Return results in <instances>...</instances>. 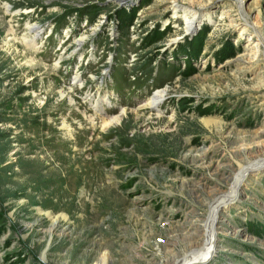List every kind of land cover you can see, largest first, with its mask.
<instances>
[{
  "label": "rangeland",
  "instance_id": "374dc122",
  "mask_svg": "<svg viewBox=\"0 0 264 264\" xmlns=\"http://www.w3.org/2000/svg\"><path fill=\"white\" fill-rule=\"evenodd\" d=\"M173 1L0 0V264H183L217 206L200 264H264L261 45L239 0H176L192 34Z\"/></svg>",
  "mask_w": 264,
  "mask_h": 264
},
{
  "label": "bare ground",
  "instance_id": "6f19581e",
  "mask_svg": "<svg viewBox=\"0 0 264 264\" xmlns=\"http://www.w3.org/2000/svg\"><path fill=\"white\" fill-rule=\"evenodd\" d=\"M241 2V7H240V17H242L243 21L248 24V26L251 28V30H253V34H254V40L256 42V45H261V52H260V56L263 58L264 60V39H263V35H261V31L260 29L256 26V24H251L250 23V18L248 16V14L245 12V8H244V4L247 0H239ZM256 2V1H255ZM172 10H173V17L175 18H178L179 16H183V19H184V24L186 26L185 28V32L186 33H193L195 30H196V26L197 25H200L203 18L207 17V21L210 22L211 19H210V16L207 15V16H204L207 12H205L204 9H201V11H197V10H194V9H189L188 7H185L183 6L180 2L174 0L172 2ZM252 11H256L257 10L254 8ZM259 13V11L257 12ZM247 26V25H246ZM28 30L29 32L32 34L31 36V39H28L26 35L23 36V39H22V43L27 45V46H34L36 44V40L39 38L41 32H42V29L36 27V26H30L28 27ZM243 32V31H242ZM30 34V35H31ZM252 39V38H251ZM83 38L81 39H78L76 41L77 43V46H80L82 43H83ZM260 51V50H259ZM257 51V53L259 52ZM55 67H57V65H55ZM255 76L256 78H258L261 82H264V74L263 73H260L259 71L258 72H255ZM79 77L78 76H75V78L73 79V84H80L79 83ZM167 91L165 89H162V90H157L154 92V94L149 97L147 99L146 102H144L138 109L139 110H145V109H150V110H154V111H157L159 105L161 104V102L167 97ZM100 100H96L95 103H96V110L97 108L99 109V102H97ZM105 103V101L103 102ZM98 104V105H97ZM106 104V103H105ZM102 105V104H101ZM104 105V104H103ZM101 109V110H100ZM99 109V111H103V108L101 107ZM126 113V110L125 109H122L120 110V112L113 116V117H107L106 115H101V124L103 126H107L113 122H118L122 116ZM243 168V169H242ZM248 168V167H247ZM245 168V167H241L240 171V179L237 180V185H236V192H239L241 186H242V183L243 181L245 180V177L247 176V173H248V169ZM233 196V195H232ZM237 196H235L236 198ZM221 210V206H217L215 208V213L214 215H212V217H210L208 219V224L206 226L207 228V231H208V245H209V249L207 250L206 253H204L203 255H199L195 258H192L190 259L189 261L186 260L184 261L183 264H200L203 260H206L207 258H210V256L212 255L213 253V249H214V244H215V240H216V234H215V228H216V225H217V221H218V217H219V212ZM54 225H56V223L54 222ZM212 249V251L209 253V251ZM194 257V256H193Z\"/></svg>",
  "mask_w": 264,
  "mask_h": 264
},
{
  "label": "trees",
  "instance_id": "16d2710c",
  "mask_svg": "<svg viewBox=\"0 0 264 264\" xmlns=\"http://www.w3.org/2000/svg\"><path fill=\"white\" fill-rule=\"evenodd\" d=\"M0 71H2V70L0 69ZM15 165H16V166H20L19 162H17V164H15ZM13 166H14V164L11 165L10 168H12Z\"/></svg>",
  "mask_w": 264,
  "mask_h": 264
},
{
  "label": "water",
  "instance_id": "95a60500",
  "mask_svg": "<svg viewBox=\"0 0 264 264\" xmlns=\"http://www.w3.org/2000/svg\"><path fill=\"white\" fill-rule=\"evenodd\" d=\"M237 185V181L235 182V184H234V188H236L235 186Z\"/></svg>",
  "mask_w": 264,
  "mask_h": 264
}]
</instances>
